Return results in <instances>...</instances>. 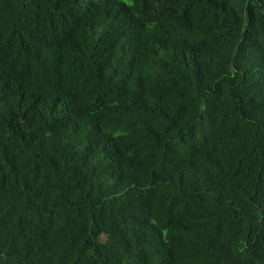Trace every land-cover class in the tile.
I'll use <instances>...</instances> for the list:
<instances>
[{"label": "trees", "instance_id": "16d2710c", "mask_svg": "<svg viewBox=\"0 0 264 264\" xmlns=\"http://www.w3.org/2000/svg\"><path fill=\"white\" fill-rule=\"evenodd\" d=\"M0 264H264V0H0Z\"/></svg>", "mask_w": 264, "mask_h": 264}]
</instances>
